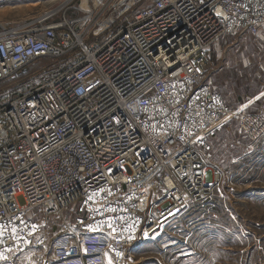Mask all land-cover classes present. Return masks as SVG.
Returning <instances> with one entry per match:
<instances>
[{
  "label": "built area",
  "instance_id": "2783aa9c",
  "mask_svg": "<svg viewBox=\"0 0 264 264\" xmlns=\"http://www.w3.org/2000/svg\"><path fill=\"white\" fill-rule=\"evenodd\" d=\"M144 1L0 29V82L66 60L0 99V264L33 247L51 250L37 264H128L135 242L214 194L216 131L236 119L264 135V108L234 110L206 81L221 39L264 33V0ZM37 212L68 215L64 230L51 238Z\"/></svg>",
  "mask_w": 264,
  "mask_h": 264
},
{
  "label": "rangeland",
  "instance_id": "374dc122",
  "mask_svg": "<svg viewBox=\"0 0 264 264\" xmlns=\"http://www.w3.org/2000/svg\"><path fill=\"white\" fill-rule=\"evenodd\" d=\"M148 0L144 1L147 4ZM99 0H0V29L27 24L49 11L54 18L73 19ZM130 11L131 17L136 11ZM104 35L103 38L104 39ZM206 81L223 94L234 110L253 102L249 110L264 108V33L236 32L209 51ZM33 62L31 73L0 82V99L29 90L45 74ZM66 62L63 60L61 63ZM37 66V67H35ZM209 163L221 170L214 194L192 204L182 217L165 225L157 238L138 240L129 249L135 264H264V135L251 140L240 132L236 119L210 137ZM19 202L24 203L20 196ZM68 217V215L66 216ZM66 217L41 218L51 238L64 230ZM51 250L33 247L24 252L27 264Z\"/></svg>",
  "mask_w": 264,
  "mask_h": 264
},
{
  "label": "crops",
  "instance_id": "0c3cea01",
  "mask_svg": "<svg viewBox=\"0 0 264 264\" xmlns=\"http://www.w3.org/2000/svg\"><path fill=\"white\" fill-rule=\"evenodd\" d=\"M229 104V103H228ZM253 102H250L248 104H246V106H250L252 105ZM245 105V104H244ZM28 261V257L27 255H24V253L20 254L17 259L13 262H7V263H4V264H27L26 262Z\"/></svg>",
  "mask_w": 264,
  "mask_h": 264
},
{
  "label": "trees",
  "instance_id": "16d2710c",
  "mask_svg": "<svg viewBox=\"0 0 264 264\" xmlns=\"http://www.w3.org/2000/svg\"><path fill=\"white\" fill-rule=\"evenodd\" d=\"M41 60H42V59H41ZM35 67H37V66H35ZM29 71H32V68H31V67L29 68Z\"/></svg>",
  "mask_w": 264,
  "mask_h": 264
},
{
  "label": "water",
  "instance_id": "95a60500",
  "mask_svg": "<svg viewBox=\"0 0 264 264\" xmlns=\"http://www.w3.org/2000/svg\"><path fill=\"white\" fill-rule=\"evenodd\" d=\"M128 264H135V263L129 262Z\"/></svg>",
  "mask_w": 264,
  "mask_h": 264
}]
</instances>
